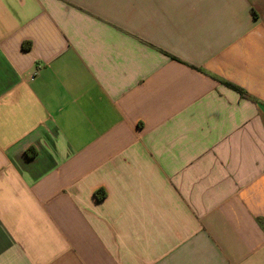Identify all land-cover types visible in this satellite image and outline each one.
Returning <instances> with one entry per match:
<instances>
[{
  "label": "crops",
  "instance_id": "0c3cea01",
  "mask_svg": "<svg viewBox=\"0 0 264 264\" xmlns=\"http://www.w3.org/2000/svg\"><path fill=\"white\" fill-rule=\"evenodd\" d=\"M0 264H264V0H0Z\"/></svg>",
  "mask_w": 264,
  "mask_h": 264
},
{
  "label": "trees",
  "instance_id": "16d2710c",
  "mask_svg": "<svg viewBox=\"0 0 264 264\" xmlns=\"http://www.w3.org/2000/svg\"><path fill=\"white\" fill-rule=\"evenodd\" d=\"M239 93H240V95H242L241 92H239ZM94 195H95L96 198L99 199V198L104 196V192L102 190H99V191H96Z\"/></svg>",
  "mask_w": 264,
  "mask_h": 264
}]
</instances>
